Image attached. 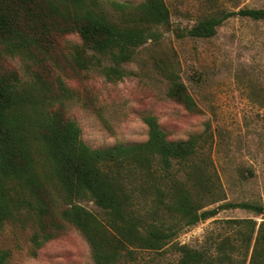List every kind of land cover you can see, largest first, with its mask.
<instances>
[{
    "label": "rangeland",
    "instance_id": "1",
    "mask_svg": "<svg viewBox=\"0 0 264 264\" xmlns=\"http://www.w3.org/2000/svg\"><path fill=\"white\" fill-rule=\"evenodd\" d=\"M49 1L57 13L50 11L51 20L44 23L47 44L30 34H24L29 42L24 47L0 44V80L19 101L14 114L30 137L31 184L10 191L16 197L14 216L0 225L6 264H96L87 238L65 213L76 206L102 224L107 217L88 195L67 199L48 176L44 136L53 115L73 123L90 150L145 143L147 117L156 119L168 141L194 138V154L172 161L169 176L156 162L150 169L154 177L136 164L124 165L120 172L131 210L145 222L176 229L174 245L214 257L225 241L223 252L237 264H249L254 248L264 262V244L256 242L264 227V20L236 14L264 10V0H161L167 20L144 26L145 42L111 77L103 68L114 63L84 45L77 33L79 12ZM149 1L93 0L119 27L149 19L137 9ZM115 4L137 8L120 10ZM209 19L220 20L212 37L190 35ZM153 178L163 202L173 180L199 212L212 216L184 226L162 205L153 214ZM179 258L171 246L161 253L136 250L126 263L177 264Z\"/></svg>",
    "mask_w": 264,
    "mask_h": 264
},
{
    "label": "trees",
    "instance_id": "2",
    "mask_svg": "<svg viewBox=\"0 0 264 264\" xmlns=\"http://www.w3.org/2000/svg\"><path fill=\"white\" fill-rule=\"evenodd\" d=\"M58 1L79 12L80 15L74 20L84 45L114 63L113 67L103 68L106 77L119 75L117 66L127 62L133 50L145 42V25H162L167 20V10L161 0H150L140 8L115 4L120 10L137 8L141 14L144 11L149 13V19L138 18L131 27H119L109 21L97 10L93 0ZM50 11L57 13L56 6L49 0H0V44L24 47L29 45L24 34H30L44 46L48 42L44 23L51 20ZM236 14L255 21L264 20V10L260 9H242ZM219 24L220 20L202 21L190 31V35L212 37ZM18 104L19 101L8 93L7 85L0 80V225L14 216L16 197L13 198L10 191L15 194L16 188L23 191L31 184L30 137L26 136L23 122L14 114ZM145 123L148 128L145 143L97 150H90L82 144L79 130L73 123H63L57 115L51 116L46 123L44 145L49 157L48 176L67 199L88 195L107 217L106 224H102L85 209L76 206L65 213V217L87 238L94 262L127 264L126 259L131 258L136 250L161 253L172 246L180 253L177 264H237L230 254L223 252L225 241L217 246L219 253H222L214 257L183 245H174L176 229L171 225L166 227L161 222H145L131 210L130 197L122 184L120 172L126 167L125 164H136L137 169L145 170L149 177H154L150 169L156 162L167 173L165 176H169L172 161L186 160L194 154V138L168 141L155 118L147 117ZM153 180V214L162 205L164 211L178 218L184 226L194 225L212 216L211 211L199 212L200 206L173 180L169 184V200L163 202V192L156 186V178ZM239 206L255 208L246 204ZM247 241V238L242 241L246 248ZM256 242L264 244V227L260 228ZM256 255L254 248L249 264H264L261 257ZM0 264H6L2 252Z\"/></svg>",
    "mask_w": 264,
    "mask_h": 264
}]
</instances>
